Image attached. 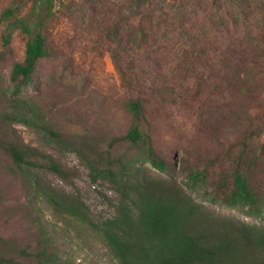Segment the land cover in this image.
<instances>
[{
  "label": "rangeland",
  "instance_id": "rangeland-1",
  "mask_svg": "<svg viewBox=\"0 0 264 264\" xmlns=\"http://www.w3.org/2000/svg\"><path fill=\"white\" fill-rule=\"evenodd\" d=\"M122 1L131 2L133 7L126 14L131 15L133 27L128 33L136 34L135 30L141 28L149 34L143 43L140 35L134 43L126 40L117 47L108 46V0H104L105 8L96 7L97 10L86 4H59L57 21L50 25V54L40 63L24 96L48 107L67 127H90L105 136L124 134L134 123L123 101L135 96V88L123 81L114 62L113 57H117L126 71L125 80H141L145 86L141 89V96L147 100L144 128L155 151L170 165L168 173L147 162L145 151L122 144L114 149V154L123 155L126 161L120 167L125 176L122 185L103 178L94 181L81 156L62 150L19 119L11 107V74L14 65L25 57L29 35L22 33L19 26L35 18L38 6L34 7L32 0H0V129L15 130L30 147L61 162L71 177L64 181L52 173H43L44 179L79 196L95 223L120 220L123 214L137 219L145 210L140 191L146 174L174 178L208 209L264 230V73L257 72L240 82L234 73L220 71L217 55L205 56L193 47L194 38L201 37L189 25L150 26L148 17L161 7L158 0L150 1V11L137 10L139 0ZM178 9L169 6L166 10L174 14ZM187 9L185 13L191 17L192 7ZM185 30L187 35H183ZM205 169L210 170L206 186L193 185L189 174ZM236 170L245 175L257 198L256 214L247 215L249 209L241 203L231 207L207 201L203 196L205 187L218 198L229 195ZM0 190L4 195L0 238L25 245L33 243L34 225L13 211L28 205L26 190L2 150ZM43 210V222L60 231L64 223L48 207L43 206ZM68 230L62 243L73 250L79 262L115 264L94 234L79 233L80 229L73 225Z\"/></svg>",
  "mask_w": 264,
  "mask_h": 264
},
{
  "label": "trees",
  "instance_id": "trees-1",
  "mask_svg": "<svg viewBox=\"0 0 264 264\" xmlns=\"http://www.w3.org/2000/svg\"><path fill=\"white\" fill-rule=\"evenodd\" d=\"M150 1L139 0L135 8L150 11ZM158 1L161 7L148 17L150 26L189 25L194 33L200 32L201 37L194 38L193 47L205 56L217 55L220 71L234 73L240 82L244 83L257 72L264 73V0ZM32 2L34 7L38 6L35 18L19 26L22 33L29 35L25 57L14 65L11 74V107L19 119L39 130L62 150L81 156L94 181L103 178L122 185L125 176L124 168L120 167L126 161L123 155L114 154V149L122 144L145 151L147 162L160 172L168 173L170 165L155 151L152 138L144 128L147 100L141 96V89L145 86L141 80L134 79L135 83L125 80L126 71L119 65L117 57L113 58L123 81L135 88V96L123 101L134 123L124 134L105 136L90 127H67L48 107L24 96L39 71L40 63L50 54L53 35L50 25L57 21V6L69 7L77 3L92 5L94 10L106 7L104 0ZM129 5V1L108 0V46L117 47L126 40L134 43L140 35L142 43L148 38L147 31L141 28L135 30L136 34L128 33L129 28H133L131 15H126L133 9ZM169 6H178L179 9L170 14L166 10ZM189 6L192 7L191 17L185 13ZM183 35H187L186 30ZM4 40L8 42L6 37ZM1 122L4 121L1 119ZM0 150L10 160L16 177L26 190L28 205L13 211L33 224L35 230L34 242L26 245L15 239L0 238V264H82L73 250L62 243L71 225L80 229L79 233L88 232L98 237L115 264H264V230L208 209L195 201L174 178L144 174L140 193L145 210H141V215L134 219L130 214H123L120 220L98 224L90 218L79 196L54 187L44 179L43 173H52L67 181L71 174L61 162L30 147L15 130L0 129ZM209 173V169L196 170L189 174V178L193 185L202 187L206 186ZM232 185L231 193L223 198L214 196L206 187L203 196L207 201H220L231 207L241 203L248 207L247 215L256 214L258 201L242 172L234 171ZM3 200L0 190V204ZM43 206L64 223L60 231L43 222Z\"/></svg>",
  "mask_w": 264,
  "mask_h": 264
}]
</instances>
